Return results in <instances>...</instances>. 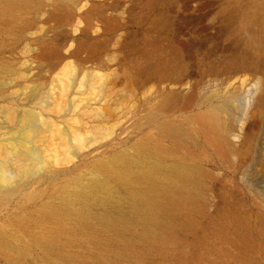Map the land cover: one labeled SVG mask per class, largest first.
Masks as SVG:
<instances>
[{
    "label": "rangeland",
    "instance_id": "374dc122",
    "mask_svg": "<svg viewBox=\"0 0 264 264\" xmlns=\"http://www.w3.org/2000/svg\"><path fill=\"white\" fill-rule=\"evenodd\" d=\"M258 84L264 0H0V264H264ZM144 190L154 240L101 222Z\"/></svg>",
    "mask_w": 264,
    "mask_h": 264
},
{
    "label": "bare ground",
    "instance_id": "6f19581e",
    "mask_svg": "<svg viewBox=\"0 0 264 264\" xmlns=\"http://www.w3.org/2000/svg\"><path fill=\"white\" fill-rule=\"evenodd\" d=\"M67 88L68 86L62 83V95ZM257 92L264 94V88L261 84L256 85L254 95H256ZM262 96L263 95H259L254 102H252V100L249 102V105H252V107L248 111V116L259 112ZM58 108H60L59 105ZM7 120L11 123L14 120L11 111H7ZM202 123L207 127V133L211 138L218 137L221 129L220 124H218V121L214 116L207 115L202 120ZM73 139L74 146L77 149H81L84 146V139L78 134L74 133ZM61 149L64 154L63 161H67L70 158L72 151L64 139L61 140ZM14 162L17 165L19 163L18 166H20L19 157H16ZM1 178H3L2 173H0V179ZM184 178H195V174L183 173L180 175V179ZM127 201L134 210L132 215L120 218L114 213H112V215L104 214L101 216V222L107 226L119 225L120 229L138 224L142 228V238L154 240L163 229L171 226L176 214L175 205L169 196H154L149 191L144 190L129 193Z\"/></svg>",
    "mask_w": 264,
    "mask_h": 264
}]
</instances>
